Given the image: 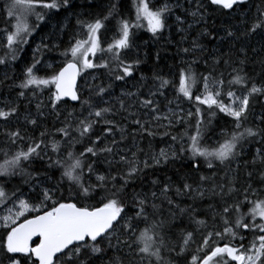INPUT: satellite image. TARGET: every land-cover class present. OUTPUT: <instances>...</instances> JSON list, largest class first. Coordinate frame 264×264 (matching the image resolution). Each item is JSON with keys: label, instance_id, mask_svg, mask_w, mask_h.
Segmentation results:
<instances>
[{"label": "snow or ice", "instance_id": "1", "mask_svg": "<svg viewBox=\"0 0 264 264\" xmlns=\"http://www.w3.org/2000/svg\"><path fill=\"white\" fill-rule=\"evenodd\" d=\"M0 12V264H264V0H4ZM173 26L181 59L167 73L157 51L134 90L78 83L91 69L127 85L140 30L159 43ZM19 63L22 78L8 71Z\"/></svg>", "mask_w": 264, "mask_h": 264}, {"label": "trees", "instance_id": "2", "mask_svg": "<svg viewBox=\"0 0 264 264\" xmlns=\"http://www.w3.org/2000/svg\"><path fill=\"white\" fill-rule=\"evenodd\" d=\"M159 2H163V0H159ZM190 2V0H179V3L183 6H186L187 3ZM3 4H4V0H0V9H3ZM128 4L130 6L131 4V0H128ZM183 9H179L177 10V13H179L180 11H182ZM218 14V13H217ZM3 13L0 12V17H2ZM174 20V17L170 18V23H172V21ZM211 22V21H210ZM74 23V21H73ZM3 25L0 24V27H2ZM195 31H198V29H195L193 30V33L192 35L194 36L195 35ZM71 32V29H69V34ZM43 33H38L35 37V40L33 41V46H35V43L39 41V38H40V35H42ZM111 35V33H109V36ZM138 39L136 40V43L138 45H141V47L139 48V52H140V58L142 60H144V63H142L138 70L135 72L134 74V77L133 79L129 80L127 82V85H124L123 82L121 81H113L111 80L106 71L105 72H102V71H96V70H87V72L89 73L88 76L84 77L83 74H82V77H80V79L78 80L79 81V84L83 85L84 84V80L87 79L89 82H92V76H96L97 79L95 80V83L96 84H103L104 86H107L109 83H112L113 84V88H112V93L114 96H119L120 95V92L123 90H127V91H131V90H134L133 88V85L135 86H138V81H139V77L141 74H144V75H147V76H151L152 74V69H153V65L155 63V53L157 51L160 52V55L162 57L161 61L159 62L158 64V70H163L165 73L168 72V66L174 64V63H178L179 60L181 59L180 56H177L176 55V52H177V45H176V41H178L180 39V36L179 34L176 33L175 31V26H173V28L171 29V32L169 31H165L164 33V37L165 39H161L159 41V43H156L155 41H153L151 38H150V33L146 32L145 30H140V32L138 33ZM69 38V35L66 34L64 35L63 39L65 41V45L67 43V40ZM170 38L172 40V43L171 44H167L166 43V39ZM145 41H147V44L145 45ZM205 46L208 48V49H212L218 42L215 41V40H212L211 42H209V40L205 39L204 41H202ZM183 47H187L188 45L187 44H184L182 45ZM135 49L133 50V53H130V58H135ZM145 52H149L150 55L146 58L144 56V53ZM2 54V53H0ZM27 56H28V62L30 63V57H31V48L28 49V53H27ZM46 58L49 59V60H56L58 61L60 58L57 56L56 52H52V53H47L46 54ZM187 58H191V57H187ZM98 62V61H96ZM24 63H19L17 65H14L12 68H9L8 71L11 73L12 71H15V73L17 74L18 77L22 78V76H20V74L22 73V70L24 68ZM58 70V69H57ZM199 71H204L205 69L203 68V61H201V66L200 68L198 69ZM40 75H44L43 72L40 73ZM3 79V75H2V72H0V80ZM8 83H11L10 81ZM0 91L2 92H7V84L3 87H0ZM13 95H15V93H13ZM50 95V93L46 90L44 92V96L43 98H47V96ZM87 95V92H85V96ZM172 96V92L169 91V98H171ZM110 97L109 96H105L104 99L105 100H108ZM26 103V102H25ZM72 105L70 104L69 107H71ZM77 109H79V104H75L74 105ZM63 107V105H62ZM185 111H187L189 105L187 103H185L183 105ZM33 108H34V105H33ZM194 110V109H193ZM23 111V109H22ZM86 114V113H85ZM50 123L49 122V126H50ZM194 123V121H193ZM59 126V125H58ZM179 130V129H178ZM129 131H132V129H129ZM36 135L38 136L39 135V130H37L36 132ZM93 139L95 137H92ZM118 138V137H117ZM57 139H59V137H57ZM149 139L151 138H145V139H142L141 140V147L147 149L148 147V142H149ZM159 140H160V135L159 133L157 134L156 138H155V141H153V143L155 144V147H156V150L158 151L160 147H163L164 145L160 144L159 143ZM87 146V142H85L84 145H77L76 146V151L77 153L81 152L84 150V147ZM255 147L256 145H253V148H252V151L254 152L255 151ZM251 158V156L249 155V159ZM25 167H28V165H25ZM36 170L38 171H43V167L40 165V164H37L34 166ZM161 176L164 175V173H160ZM55 176L56 178H59V172L57 171L55 173ZM13 184H20L22 185L23 187V190L25 192L28 191V186L27 185H23V181L17 177L13 180ZM65 187H67V184H65ZM11 206V205H9ZM3 209L0 208V216L3 214ZM245 212H247V208L244 209ZM35 213H33L32 215H34ZM29 218H31L29 216ZM22 222V220L20 221ZM5 233H4V230L2 228H0V236H3ZM248 240H251L252 237L250 234H248V237H247ZM38 243V240L36 241ZM247 242V241H246Z\"/></svg>", "mask_w": 264, "mask_h": 264}, {"label": "rangeland", "instance_id": "3", "mask_svg": "<svg viewBox=\"0 0 264 264\" xmlns=\"http://www.w3.org/2000/svg\"><path fill=\"white\" fill-rule=\"evenodd\" d=\"M158 6V5H157ZM3 7H4V4H3ZM9 207H11V206H9ZM6 213H5V211H3V214L0 216V217H2L3 215H5Z\"/></svg>", "mask_w": 264, "mask_h": 264}, {"label": "water", "instance_id": "4", "mask_svg": "<svg viewBox=\"0 0 264 264\" xmlns=\"http://www.w3.org/2000/svg\"><path fill=\"white\" fill-rule=\"evenodd\" d=\"M79 79H80V77L77 78V80H79ZM78 83H79V81H78ZM33 239L36 240V241L38 240V239L35 238V237H34ZM38 242H39V241H38Z\"/></svg>", "mask_w": 264, "mask_h": 264}]
</instances>
